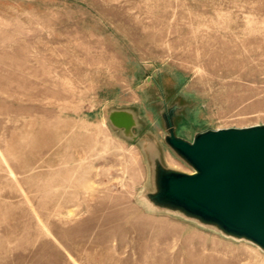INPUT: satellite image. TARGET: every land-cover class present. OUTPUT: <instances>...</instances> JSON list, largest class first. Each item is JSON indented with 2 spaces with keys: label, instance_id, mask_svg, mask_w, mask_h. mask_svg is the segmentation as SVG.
Masks as SVG:
<instances>
[{
  "label": "rangeland",
  "instance_id": "1",
  "mask_svg": "<svg viewBox=\"0 0 264 264\" xmlns=\"http://www.w3.org/2000/svg\"><path fill=\"white\" fill-rule=\"evenodd\" d=\"M174 105L189 140L264 123V0H0V264H264L151 198L152 145L194 170Z\"/></svg>",
  "mask_w": 264,
  "mask_h": 264
},
{
  "label": "water",
  "instance_id": "2",
  "mask_svg": "<svg viewBox=\"0 0 264 264\" xmlns=\"http://www.w3.org/2000/svg\"><path fill=\"white\" fill-rule=\"evenodd\" d=\"M175 111L174 105L163 113L165 139L194 170L163 166L152 145L156 189L151 198L264 248V123L208 128L189 140L176 131Z\"/></svg>",
  "mask_w": 264,
  "mask_h": 264
}]
</instances>
